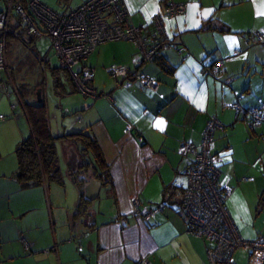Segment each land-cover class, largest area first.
I'll return each mask as SVG.
<instances>
[{
	"label": "crops",
	"instance_id": "0c3cea01",
	"mask_svg": "<svg viewBox=\"0 0 264 264\" xmlns=\"http://www.w3.org/2000/svg\"><path fill=\"white\" fill-rule=\"evenodd\" d=\"M84 1L52 0L56 7H50H76ZM123 1L144 33L153 30L152 17L166 2ZM173 1L186 5L183 14L163 16L178 49L141 66L159 82L155 91L138 80L114 79L106 72L115 63L136 68L140 52L127 40L98 44L84 60L94 70V88L108 96L93 101L84 97L66 72L48 68L52 62L46 58L52 97L46 102L42 74L28 81L40 88L53 135L83 131L97 140L110 181L94 177L90 166L76 173L84 178L82 189L71 181L66 162L72 151L79 152V145L71 137H61L56 153L62 183L21 186L12 175L16 155L4 158L26 136L19 126L1 141L10 145H0V264H135L140 258L149 264H209L208 244L187 232L185 218L175 206L186 187L183 171L191 160L178 152V146L185 141L198 144L210 116L222 124L214 133L212 151L219 157V181L231 188L226 209L242 236L264 237V121L252 128L232 106L238 102L244 109L264 108V44L252 40L255 32L264 34V0ZM217 59L224 60L222 67L203 74V67ZM8 79V85L16 84L11 76ZM34 98L39 102L37 95ZM78 164L83 160L79 158ZM91 178L101 182L92 201L84 191ZM134 197L140 208L162 204L163 209L154 218L141 220L132 215ZM233 264H249L248 252L236 250Z\"/></svg>",
	"mask_w": 264,
	"mask_h": 264
},
{
	"label": "built area",
	"instance_id": "2783aa9c",
	"mask_svg": "<svg viewBox=\"0 0 264 264\" xmlns=\"http://www.w3.org/2000/svg\"><path fill=\"white\" fill-rule=\"evenodd\" d=\"M0 70L8 71L6 59L5 35L12 30L14 35L47 37L58 67L67 72L75 89L92 101L100 96H108L93 86L94 70L84 64V60L98 44L127 40L140 52L136 68L130 70L125 64H111L106 72L114 79L138 80L146 89L155 91L159 82L145 73L143 63L153 61L169 49H178L175 38L165 29L163 16L175 17L183 14L184 3L166 0L160 14L152 17L153 30L144 33L136 26L123 0H85L76 7L65 6L63 10L51 8L41 0H0ZM15 18L18 30L11 27ZM254 42L264 44V34H252ZM236 53L238 51H235ZM209 60V59H208ZM223 59H217L211 65L203 67V74H212L222 67ZM225 83L230 79L226 78ZM0 88L10 97L17 92L14 86L0 81ZM89 107V103H85ZM236 113H243L250 127L259 126L264 121L263 107L244 109L238 102L233 105ZM16 104L11 103L12 112ZM6 116L0 114V121ZM222 128L221 122L210 116L198 144L185 141L179 144L178 152L182 156H191L183 171L186 187L181 200L175 208L185 218L187 232L201 237L208 244L206 252L209 264H233V253L242 249L249 254V264H264V237L248 239L242 236L231 219L225 202L231 194V188L219 181V157L213 153L214 133ZM138 141L142 137L138 136ZM248 179V178H247ZM264 202V189L261 193ZM132 215L148 221L161 212L162 204L139 207L138 198L131 200ZM124 218H117V221ZM27 248V246H26ZM135 264H149L146 258H140Z\"/></svg>",
	"mask_w": 264,
	"mask_h": 264
},
{
	"label": "trees",
	"instance_id": "16d2710c",
	"mask_svg": "<svg viewBox=\"0 0 264 264\" xmlns=\"http://www.w3.org/2000/svg\"><path fill=\"white\" fill-rule=\"evenodd\" d=\"M59 1L67 2L68 0ZM9 38L22 40V34L20 33L19 35H14L12 30H9L5 35L6 48ZM36 38L37 37L35 36H28V40L26 42L23 40L25 43L23 46L27 48L30 47V44L34 43ZM48 68H50L52 72L57 70L56 67H50L49 64ZM58 69L60 68L58 67ZM37 85L38 84L34 86L31 85V87H28L27 84L24 83H16L13 85L17 92L18 104L20 105L30 126L29 135L18 142L14 149L17 159V168L12 174L13 177L20 183L21 186H26L29 182L33 184L44 181H56L62 183V175L56 153V141L61 137H71L79 145V152L77 154L80 160H83V167H92V174L94 177L100 179L101 181L109 182V165L103 157L97 140L92 135L83 131L72 132L70 134L59 136H55L51 133L48 124L46 105L42 100L37 102L34 98L36 95V93L34 94V91L38 87ZM31 95H34L33 100H27V97ZM85 156L88 157L89 163H86ZM74 180L80 184L82 189L84 178L75 174ZM82 199L83 194L81 193V200Z\"/></svg>",
	"mask_w": 264,
	"mask_h": 264
},
{
	"label": "rangeland",
	"instance_id": "374dc122",
	"mask_svg": "<svg viewBox=\"0 0 264 264\" xmlns=\"http://www.w3.org/2000/svg\"><path fill=\"white\" fill-rule=\"evenodd\" d=\"M45 1L49 3V6L54 8L56 7L55 5H53L52 0H45ZM1 7L2 5L0 1V8ZM63 9L64 8L59 6L58 9L56 10H63ZM11 25L12 28L15 27L18 30H20V27L16 26V21L14 17H12ZM23 40L26 42L28 40V36L22 34V40H17V39L14 40L13 38L8 39V44L6 48L8 71L5 72L0 70V81L4 80L5 82H8L9 81L8 78L9 76H11V78H13L16 83L18 82L20 84L27 83V86L28 83H30L29 87H31L32 84L31 82L28 81L32 80L33 78H42V76L40 75L42 74L43 77L46 79L44 84H42V88H43V94L45 100L47 102L48 99H50L53 94L52 75L50 71L47 69V67L43 64V60H45L46 58L52 62V64H50L51 67H58L56 57L53 51L51 50L50 43L47 37H37L34 43L30 44L31 46L28 48L23 46L25 44ZM36 90L34 91V94L36 93ZM33 96L34 95H32V97L31 96L27 97L28 98L27 100H33ZM11 103L16 104V109L13 112L11 110ZM52 107L53 106H51V110L54 109V107L53 108ZM0 114L6 116L5 120L0 121V145H2L3 148L8 147L10 143L4 142L2 144L1 141L2 140L5 141L6 139H8L12 135L11 133L14 130L15 131L18 130L19 126L20 127L23 126V128H25L26 130L22 135L25 134L26 135L25 137L28 136L27 133L29 130L28 128L29 123L27 122V119L23 114L20 105L18 104L16 96L12 94L10 97H8L1 88H0ZM53 124L55 125L54 122ZM21 131L22 130L19 129V133ZM11 156H15L14 150L10 153L5 152L4 154V158L7 157L10 158Z\"/></svg>",
	"mask_w": 264,
	"mask_h": 264
},
{
	"label": "water",
	"instance_id": "95a60500",
	"mask_svg": "<svg viewBox=\"0 0 264 264\" xmlns=\"http://www.w3.org/2000/svg\"><path fill=\"white\" fill-rule=\"evenodd\" d=\"M37 100L40 101V88L36 90ZM79 157L75 151L71 152V155L69 156L66 166H67V173L70 177V180L73 181L75 178V174L79 172L83 165L78 164ZM86 163H89L88 157L85 156ZM31 183V182H29ZM101 186V182L96 178H91L88 180L86 185L84 186L85 196L88 200L92 201L94 200L99 192Z\"/></svg>",
	"mask_w": 264,
	"mask_h": 264
}]
</instances>
